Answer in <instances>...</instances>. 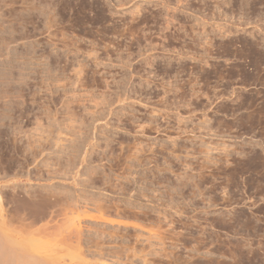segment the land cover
Instances as JSON below:
<instances>
[{
	"label": "rangeland",
	"instance_id": "rangeland-1",
	"mask_svg": "<svg viewBox=\"0 0 264 264\" xmlns=\"http://www.w3.org/2000/svg\"><path fill=\"white\" fill-rule=\"evenodd\" d=\"M61 146L113 207L44 246L102 215L140 264H264V0H0V194L58 191Z\"/></svg>",
	"mask_w": 264,
	"mask_h": 264
},
{
	"label": "bare ground",
	"instance_id": "bare-ground-1",
	"mask_svg": "<svg viewBox=\"0 0 264 264\" xmlns=\"http://www.w3.org/2000/svg\"><path fill=\"white\" fill-rule=\"evenodd\" d=\"M58 126H59V124H58ZM74 132H75V130H74ZM77 133H78V131H77ZM73 134H75V133H73ZM58 142L59 141L57 139L56 143L54 142L55 143L54 146H57ZM75 142H77V144L74 143L76 146L73 147L72 149L76 152V154L78 153V155H79V152H81L80 149L82 148L83 142L82 143H80L79 141H75ZM50 144H51V142H50ZM59 148H58V150H54V152L57 155L56 160H54V162H50L49 161L50 159H49L48 160L49 162H45L43 164V167L45 169H49V170L52 168L51 165L55 166V169L52 168L54 173H52V171H47V172L50 173L51 176L52 175L54 176L56 174L59 175L58 177L57 176H54V177L52 176V177L56 178L54 180H57V179L61 180V182L52 183V184H55V185L58 184L60 187L58 188V186L50 184V185H52V187L55 186L54 188L55 189L57 188L58 191H54V189L48 190V189H46L47 186L44 189H42L43 188V186H42V188H40V190H37V191H35L34 189H32L34 191H29L26 187H25L26 190H23L22 186L21 187L19 186L18 188L19 189L21 188L22 190L11 188V190H9V192H8L9 188L7 187L8 193L3 192V194L5 193L4 196H2V194H0V264H100L99 261H101V260L113 259V258H115V260L120 261V262L122 260L123 262H121V264H132L134 262L136 264H140V262H138V260L134 259V257L136 258L137 257L136 255H138L137 252L135 253L134 250H132L134 252L128 251L130 243L124 241L126 234H124V233L120 234L121 225H122L120 222H118L120 220H118L116 222V224H114L115 220L113 221V220L105 219L102 215H100L98 217L99 221L98 220L97 221L100 222V224H102V225L106 224L105 228L106 227L108 228L109 226H112V227L116 226L117 231L113 230V232H107L104 234L102 233L103 234L102 237L98 236V235L95 236L96 234L93 235V233L92 234H88L87 232L85 233L84 229L80 226L79 216L76 215V218L75 217L74 218L78 219L77 223H76V221L75 222L73 221L74 219L72 221H70L71 220L70 219V220H68V223H70V224L67 223L68 226L65 227L64 229H62L63 234H62V232L58 235L55 234L57 239L59 238L57 241L58 244L44 246L43 245L44 242H42V241L39 242V240L38 241L36 240L37 237H35L36 241L34 240L33 236L35 234H37V235L38 234H40V235L41 234L42 235L47 234L48 235L47 237H50V235L53 234V236H54V233L58 229L57 224H56L58 222L57 218H59V216H62V215L64 218V215H66L68 210L70 212H74V211L76 212L78 210V207L81 206V200H84L85 202L91 201L92 203L96 204V208H97L96 210L100 214H102L103 212H107L109 210V208L113 207V202H111L110 200H105L103 197L97 196L96 192L89 190V189H95L97 187V186L95 187L96 177L94 178L93 176H91L92 174H90L88 176V174L86 172L85 173V174H87L86 178H81L82 177L81 173L78 175H77V173L74 175L72 173L73 176L72 177L70 176L71 180H70V182H68L70 178L68 177V179H67L66 176L69 175V172H71V169H74L76 166H78L77 165L78 163L75 160V159H77V156L76 155L73 156L74 153L72 154L73 157L72 156L71 157L66 156V153L62 149V146ZM51 159H52V157H51ZM78 160H81V159H78ZM84 161L86 163V160H84V159L82 161H79V162L82 163ZM89 162H91V161H89ZM28 170H27V173L25 172L26 175L23 177L30 179L31 175L33 173H29L30 170L29 171ZM35 171H33V172H35ZM59 172L62 173L63 175L60 174ZM41 173H43V172H41ZM41 173H40V175H42V176L44 174H46V173H44V174H41ZM92 173L94 175L97 174V173H95V171ZM47 175H45V176H47L46 179L48 178V180H49V178H50L49 174H47ZM62 181H64V182H62ZM108 183H109V181H108ZM10 187H11V185H10ZM12 187H14V186H12ZM30 189H31V187H30ZM80 190H81V192H80ZM122 190H120V191H122ZM82 191H83V193H82ZM89 192H90V195L88 194ZM81 193H82V196L80 195ZM85 194L86 195L88 194V196H86ZM7 202L13 205V206H11L12 210H10L11 209L10 206H9L10 209L8 208V212H10L7 214L8 218H10L11 213L14 214V217L16 215L17 219L16 218L14 219V217H11V218H13V220H17L20 223V224H18L19 225L18 227H22V225H23L22 228H24V229L19 231L18 227L14 228L12 226L13 224L10 225L12 228H8L7 222L11 221V218L9 221L5 222L7 219L5 221L3 220L4 219L3 216H5V215L2 213L3 209L1 208V207H3L2 205H5L3 203H6V205H7L8 204ZM4 210L7 211V209H4ZM6 211H5V213H6ZM9 214H10V216H9ZM87 217H89V219L94 218L93 216H86V218ZM59 219L61 220V218H59ZM125 224L127 225V223H124V225ZM65 225H66V223H65ZM14 226H16V225H14ZM59 229H61V228H59ZM135 239H137V238H135ZM121 241H122V243H121ZM119 243H120V245H119ZM133 248H134V246H133ZM63 250H69L72 252L79 253L80 256L78 254V256L75 255L76 257H70L69 256L70 258L66 259L63 256L59 255V253L62 252ZM141 251H143V250H141ZM141 253H143V252H141ZM86 257H92V258H94V260L93 261H90L88 259L86 260L85 259ZM138 258H139V260L142 261L141 264H146L145 259L142 258L143 259L142 260L140 256ZM144 258H145V256H144ZM119 259H121V260H119ZM66 260H67V262H66ZM113 263L114 262L112 261V264ZM102 264H104V263H102Z\"/></svg>",
	"mask_w": 264,
	"mask_h": 264
}]
</instances>
